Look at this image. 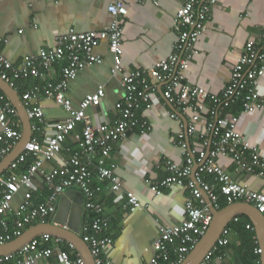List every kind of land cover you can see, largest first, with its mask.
I'll list each match as a JSON object with an SVG mask.
<instances>
[{
  "label": "built area",
  "instance_id": "2783aa9c",
  "mask_svg": "<svg viewBox=\"0 0 264 264\" xmlns=\"http://www.w3.org/2000/svg\"><path fill=\"white\" fill-rule=\"evenodd\" d=\"M150 1L154 6L159 3V0ZM216 4L217 0H183L175 16V28L179 35L172 46V53L147 70L125 74L120 65L119 58L123 54L121 22L127 14L122 0H113L108 6L110 23L106 29L85 33L70 31L59 35L53 48L25 56L18 65L7 59L0 48L1 81L13 90H19L23 82L31 79L43 83L21 95L30 121L31 138L8 166L12 172L24 165L22 172L17 176L14 173L0 175V246L20 237L25 228L51 223L60 196L67 189L77 188L83 196L84 210L95 215L90 223L80 227L78 236L88 245L94 264H110L102 257L111 240L99 237L108 228V221L102 216V206L94 200L93 179L107 181L110 190L124 199V206L130 212L143 209L138 198L124 190L121 180L114 173L117 165L109 160L115 143L124 140L137 127L141 133L148 129L146 122L138 120L136 112L141 106L153 108V97L158 93L187 117L185 127L176 139V145L184 152L185 163L182 166H167L168 176L151 184L150 189L160 195L162 188L180 186L188 190V196L185 202L186 219L177 225L159 228L147 264H181L185 260L212 221L207 202L215 210L221 209V200L227 206L248 203L264 214V194L233 180L224 168L216 164L218 158L227 157L245 175L264 179V157L259 146L247 141L238 129L241 115L264 110V96L258 93V85L264 75V34H260L257 40L246 42L220 96H211L186 81L185 73L195 45L206 30L211 10ZM102 43L107 44L115 57L112 73L124 74L121 80L123 97L115 122L111 126L97 127L91 123L86 110L101 105L103 87L87 94L78 109L73 108L66 91L68 83L81 71L103 62L102 57L95 53ZM56 68L60 72L57 82L49 79ZM149 79L154 84L150 85ZM40 97L53 100L67 114L66 119L52 125V134L45 143L38 138L45 130V115L32 102ZM234 105L239 107L238 114L228 111ZM206 106L207 125L205 132L201 133L197 130L201 118L199 113ZM167 115L176 117L171 113ZM15 118V107L0 89V160L21 141L22 134ZM77 124L83 126L78 142L79 153L71 152L68 160L50 173H45L42 165L55 160L63 151L62 144ZM189 137L200 144L198 151L190 148ZM29 159L30 163L26 164ZM37 175H41L48 195L44 202L34 205L33 180ZM206 176H211L214 184L209 183ZM19 192L23 193V202L14 209L12 202ZM10 221L13 226H10ZM246 228L253 230L250 225ZM227 233L228 230L224 229L216 245L200 264H212L214 253L228 244ZM43 243L48 247H42ZM53 254L58 256L61 264H86L74 244L51 234L38 235L15 252L0 256V264H34ZM254 254L260 255L259 247L254 249Z\"/></svg>",
  "mask_w": 264,
  "mask_h": 264
},
{
  "label": "crops",
  "instance_id": "0c3cea01",
  "mask_svg": "<svg viewBox=\"0 0 264 264\" xmlns=\"http://www.w3.org/2000/svg\"><path fill=\"white\" fill-rule=\"evenodd\" d=\"M182 1L159 0L158 5L154 6L150 0H122L127 14L121 22L123 54L119 62L125 74L129 71L147 70L172 53V46L179 35L175 28V16ZM112 2L113 0H0L2 53L14 65H18L25 56L37 54L41 49L53 48L59 35L70 31L85 33L104 30L110 23L107 8ZM260 34H264V0H217L211 10L207 28L195 45V52L185 73L187 83L204 89L211 96H220L246 42L257 40ZM95 53L102 57L103 62L81 71L68 83L66 95L73 108L78 109L87 94L94 93L102 86L104 98L101 105L88 108L86 114L94 126H111L118 117L119 105L122 103L121 80L124 74L112 73L115 57L106 43L96 48ZM59 73L56 68L49 79L57 82ZM149 84H154L152 79H149ZM35 85L42 86L43 83L31 79L23 82L19 90H12L22 102V93ZM258 93L264 96V75L260 79ZM32 102L45 115V130L38 135L39 140L45 143L52 134V125L66 119L67 114L51 99L40 97ZM152 103L153 108L141 106L136 112L138 120L146 122L148 129L141 133L137 127L124 140L115 143L109 160L117 165L114 173L121 180L124 190L133 193L143 209L130 212L124 206V199L110 190L109 183L97 181L93 174L94 200L102 206V216L108 221V228L99 237L111 240L102 257L110 264H147L151 257V245L159 228L163 225H177L186 219L188 190L185 187L162 188L161 194L156 195L150 185L168 176L167 166L170 164L184 165V152L176 145V139L177 134L184 129L187 117L168 104L160 93L153 97ZM234 110L236 114L239 113V108ZM207 111L206 106L199 113L201 118L197 130L201 133L206 130ZM168 113L175 114L176 117L170 118ZM14 120L19 124V131L23 136V125L17 110ZM82 127V124H77L62 144L63 151L55 160L42 165L45 173H50L68 160L71 152L79 153L78 142ZM238 129L247 141L259 146L260 154L264 157V110L241 115ZM187 141L192 150H199L200 144L194 138L189 137ZM28 161L26 164L30 163ZM216 164L224 168L233 180L264 194V179L245 175L227 157L218 158ZM23 169L24 165L12 172L7 168L2 174L14 173L17 176ZM206 180L214 184L211 176H206ZM33 183L32 203L35 205L46 200L48 190L41 175L35 176ZM66 192L73 193L71 200L74 201L75 194L80 191L71 188L64 193ZM22 202L23 193L19 192L13 199L12 207L16 209ZM222 202L221 200V205ZM94 218L93 213L83 208L81 226ZM247 221L253 228L251 221L244 215L231 220L235 227H226L228 244L214 253L212 264H251L249 239L246 236L247 230L251 229L246 228L249 225ZM34 226L37 225L25 228V231ZM238 226L241 227L237 229ZM255 244L258 248L256 237ZM41 246L45 247L46 244ZM76 252L81 255L77 249ZM34 264L61 263L58 256L53 254Z\"/></svg>",
  "mask_w": 264,
  "mask_h": 264
},
{
  "label": "water",
  "instance_id": "95a60500",
  "mask_svg": "<svg viewBox=\"0 0 264 264\" xmlns=\"http://www.w3.org/2000/svg\"><path fill=\"white\" fill-rule=\"evenodd\" d=\"M0 89L17 110L23 125V136L21 141L0 163V174H2L30 141L31 128L30 121L26 116L25 108L19 96L1 80ZM72 194V192H66L60 197L56 213L51 223L34 226L25 231L20 237L0 246V256L15 252L38 235L51 234L74 244L76 249L81 253L86 264H94V259L91 256L88 245L78 236L83 209L82 193L77 192L74 201L71 200ZM207 204L212 215V221L206 233L181 264H200L204 257L215 246L223 230L226 229L231 220L238 215H244L251 221L260 248V264H264V214L248 203L233 204L222 210H215L209 202H207ZM64 226L65 228H63Z\"/></svg>",
  "mask_w": 264,
  "mask_h": 264
},
{
  "label": "trees",
  "instance_id": "16d2710c",
  "mask_svg": "<svg viewBox=\"0 0 264 264\" xmlns=\"http://www.w3.org/2000/svg\"><path fill=\"white\" fill-rule=\"evenodd\" d=\"M234 108H239V107H237V106H233V107H231L228 111L229 112H231V113H236V111L234 110ZM28 162H30V161H28ZM227 205L226 204H224L223 202H222V205H221V209L220 210H222V209H224L225 207H226ZM247 223L249 224L250 222H248L247 221ZM249 225H251V224H249ZM10 226H13V224H12V221H10ZM229 227L230 226H232L233 228L235 227V224H233L232 222L228 225ZM241 227V226H240ZM239 226L238 227H236L237 229L238 228H240ZM246 236L248 237V239H249V246H248V251H250V255L252 256L251 257V264H258L260 261H259V255H255V256H253V253H254V249L256 248V244H255V234H254V232L252 231V230H247V232H246Z\"/></svg>",
  "mask_w": 264,
  "mask_h": 264
}]
</instances>
